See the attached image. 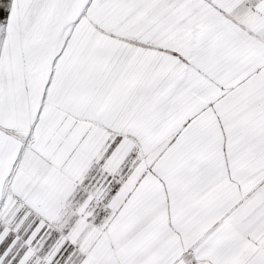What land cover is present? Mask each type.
Instances as JSON below:
<instances>
[{
    "label": "snow or ice",
    "instance_id": "1",
    "mask_svg": "<svg viewBox=\"0 0 264 264\" xmlns=\"http://www.w3.org/2000/svg\"><path fill=\"white\" fill-rule=\"evenodd\" d=\"M0 264H264V0H0Z\"/></svg>",
    "mask_w": 264,
    "mask_h": 264
}]
</instances>
